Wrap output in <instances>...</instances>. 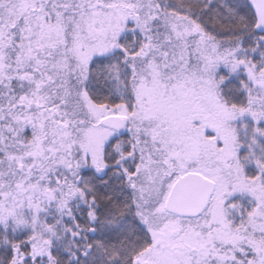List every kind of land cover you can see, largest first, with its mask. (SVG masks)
I'll list each match as a JSON object with an SVG mask.
<instances>
[{
	"label": "snow or ice",
	"instance_id": "6c2138e0",
	"mask_svg": "<svg viewBox=\"0 0 264 264\" xmlns=\"http://www.w3.org/2000/svg\"><path fill=\"white\" fill-rule=\"evenodd\" d=\"M0 264H264V0H0Z\"/></svg>",
	"mask_w": 264,
	"mask_h": 264
}]
</instances>
